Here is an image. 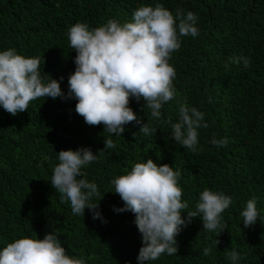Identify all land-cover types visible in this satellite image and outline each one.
I'll use <instances>...</instances> for the list:
<instances>
[{
	"label": "trees",
	"instance_id": "16d2710c",
	"mask_svg": "<svg viewBox=\"0 0 264 264\" xmlns=\"http://www.w3.org/2000/svg\"><path fill=\"white\" fill-rule=\"evenodd\" d=\"M156 3L174 15L177 8L195 13L199 36L181 37L180 49L172 53L176 98L153 122L155 135H144L132 122L122 136H109L103 125L85 123L75 112V99L39 98L16 116L0 107V250L22 235L36 232L43 239L55 230L68 254L86 264H139L141 234L133 213L114 210L123 201L111 180L151 158L181 171L188 210H195L205 188L231 196L232 204L221 214L227 229L219 236L203 230L200 217L193 218L176 237L177 254H162L149 264H231L226 252L233 249L241 255L238 264H264V0H0V52L14 48L25 57H39L41 75L63 77L67 94L76 55L69 28L77 22L98 27L111 18L131 21L138 6ZM232 57H246L250 66L232 63ZM185 98L209 125L198 130L195 153L170 136L168 121L179 120L177 100ZM143 103L132 98L129 106L147 123L152 118ZM213 136L227 138V146H213ZM105 137L116 148L98 153ZM80 147L98 153L82 172L103 196L92 201L99 202L102 219L93 220L88 209L84 216L73 215L50 183L57 153ZM252 198L259 217L246 228L240 213ZM206 246L212 248L207 257L202 255Z\"/></svg>",
	"mask_w": 264,
	"mask_h": 264
},
{
	"label": "clouds",
	"instance_id": "9594fccd",
	"mask_svg": "<svg viewBox=\"0 0 264 264\" xmlns=\"http://www.w3.org/2000/svg\"><path fill=\"white\" fill-rule=\"evenodd\" d=\"M197 21V15L191 11L185 14L182 8H177L174 15L163 3H156L154 6L141 4L133 12L131 21L123 23L116 18L92 28L86 22L75 23L67 34L70 47L76 53L67 94L61 89L63 77L57 80L47 73L41 75L39 57H25L14 48L4 50L0 52V107L16 116L28 111L30 102L39 98L75 99V112L85 123L103 125L109 136H122L125 125L132 122L140 125L139 132L144 135H155L158 129L153 122L161 120L163 105L176 98L173 84L176 71L170 63L172 53L180 49L181 37L199 36ZM229 59L237 64L243 61L245 68L250 66L246 57ZM132 98L137 103L142 100L143 110H150L152 119L147 123L138 119L129 106ZM177 104L179 120L173 123L169 119L170 136L195 153L198 130L209 126L204 120L205 114L189 106L186 98L177 100ZM104 143V149L98 153L116 148L111 138L105 137ZM210 143L223 147L228 141L213 136ZM98 153H93L90 147L59 151L50 179L61 203H69L73 215L84 216L88 209L93 220L102 219L99 202H92L93 197L101 194L96 182L83 178L82 169L95 162ZM180 179V170L168 164L158 165L148 158L134 163L125 174L111 180L113 192L123 201V207L114 210L133 213L141 234L139 264H149L162 254L176 255V237L182 226L191 223L193 218L200 217L203 230L217 236L227 229L221 214L232 204V197L205 188L199 194L195 210H188V201L182 199ZM185 211L186 218L182 217ZM240 215L244 227L256 223L259 212L255 198L247 201ZM58 237L53 230L43 239L36 232L31 237L15 238L0 250V264H86L83 257L69 255ZM213 243L217 246L220 241L216 239ZM211 253V247L203 248V256ZM226 255L231 264H238L241 259L234 249Z\"/></svg>",
	"mask_w": 264,
	"mask_h": 264
}]
</instances>
